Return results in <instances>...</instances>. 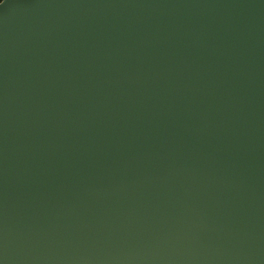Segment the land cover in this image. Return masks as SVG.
Listing matches in <instances>:
<instances>
[{"label":"water","instance_id":"95a60500","mask_svg":"<svg viewBox=\"0 0 264 264\" xmlns=\"http://www.w3.org/2000/svg\"><path fill=\"white\" fill-rule=\"evenodd\" d=\"M0 264H264V0H5Z\"/></svg>","mask_w":264,"mask_h":264},{"label":"snow or ice","instance_id":"6c2138e0","mask_svg":"<svg viewBox=\"0 0 264 264\" xmlns=\"http://www.w3.org/2000/svg\"><path fill=\"white\" fill-rule=\"evenodd\" d=\"M5 3V0H0V5H3Z\"/></svg>","mask_w":264,"mask_h":264}]
</instances>
